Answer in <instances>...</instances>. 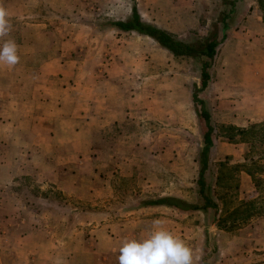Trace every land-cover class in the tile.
Segmentation results:
<instances>
[{"label": "rangeland", "instance_id": "374dc122", "mask_svg": "<svg viewBox=\"0 0 264 264\" xmlns=\"http://www.w3.org/2000/svg\"><path fill=\"white\" fill-rule=\"evenodd\" d=\"M143 1L152 19L137 0H4L23 54L8 75L0 71V264H118L122 241L146 237L157 219L192 248L193 264H264V215L231 232L216 225L229 228L227 214L243 203L264 208V183L221 166L264 168V3ZM134 6L143 21L187 41L207 37L235 9L229 56L217 51L205 89L204 58H174L151 39L107 28ZM249 13L255 21L241 26ZM161 19L171 28L154 22ZM74 60L101 72L86 78ZM64 63L71 79L55 67ZM58 81L79 98L88 82L91 106L80 117L59 118L49 104L59 101ZM253 126L244 135L230 129ZM73 130L90 132L87 143ZM203 162L215 207H143L163 197L202 206Z\"/></svg>", "mask_w": 264, "mask_h": 264}, {"label": "trees", "instance_id": "16d2710c", "mask_svg": "<svg viewBox=\"0 0 264 264\" xmlns=\"http://www.w3.org/2000/svg\"><path fill=\"white\" fill-rule=\"evenodd\" d=\"M235 12L232 10L227 14H223L222 18L219 21L220 26H216L210 35L205 38H196L192 41H187L185 39H178L170 32L161 29L160 27L147 23L143 21L137 11L136 6H134L131 10V15L125 20H118L114 22H110L107 26L109 29L117 30L125 33H136L139 36L147 37L151 39L158 47L169 52L174 58H204L205 61L202 66L201 71V90L205 89L207 86V82L209 80V74L207 69L210 64L213 62L217 55L218 47L224 42L226 37V30L229 27V22L232 19V16ZM193 101L198 102V97L196 94H193ZM202 118L205 123H207V113L205 111L201 112ZM258 127H264V122L259 124ZM255 128V126L250 127L249 129H238V128H230L240 135L248 134L250 130ZM210 132L211 128H207V132L204 134V142L207 146H205L202 150V154L205 155L207 153L208 146L210 145ZM233 137H231L232 139ZM254 163L253 166L257 167V172L252 170L240 169L241 164L237 166H229L227 164L222 163L221 166L225 165V169L229 170L230 177L234 172L244 171L248 176L252 178L253 184L255 187L259 188L264 180L260 178V175L264 172V168L261 165ZM206 167L205 162L202 163L201 170L198 172V177L196 184L198 186V194L203 199V205H193L189 204L183 200L171 197H163L158 198L153 201L143 203V207H156V206H164L172 209H176L182 212L187 211H206L210 207H215L212 200L207 197L204 193L206 188L205 178H204V168ZM264 215V208L258 206V208L253 207L252 203H243L241 207L234 209L231 213L227 214V218L229 221V228L220 225L222 220H218L216 225L220 230H227L229 232L235 231L240 228V226L245 225L249 220L254 217ZM224 222V221H223Z\"/></svg>", "mask_w": 264, "mask_h": 264}, {"label": "clouds", "instance_id": "9594fccd", "mask_svg": "<svg viewBox=\"0 0 264 264\" xmlns=\"http://www.w3.org/2000/svg\"><path fill=\"white\" fill-rule=\"evenodd\" d=\"M10 14L0 0V66L15 67L20 56L19 46L10 38ZM118 264H193V250L179 235L154 220L148 235L125 238L119 248Z\"/></svg>", "mask_w": 264, "mask_h": 264}, {"label": "crops", "instance_id": "0c3cea01", "mask_svg": "<svg viewBox=\"0 0 264 264\" xmlns=\"http://www.w3.org/2000/svg\"><path fill=\"white\" fill-rule=\"evenodd\" d=\"M157 1H160V3L164 2L165 4H168L170 2V3L174 4V9H176L178 6H180L181 2H182L181 0H157ZM137 2H138L137 8H138L140 14L143 17H147V18L152 19L151 16H148L149 15L148 12H147V14L142 13L143 8H144V5H143L144 1L143 0H137ZM247 3H249V0H243L242 6L250 5ZM263 3H264V0H253L254 8H256L255 5L258 4L260 6ZM244 17L245 18H243L241 21H239V22H241V26L248 27V25H249V28H250L251 21H255L254 14L249 13L248 15H246ZM168 19H171V18H168ZM262 19L263 18L260 17L259 25L257 24V26H259V28L264 29V21ZM161 20L162 21L155 20L154 22L161 24L165 29L171 28V25H172L171 22H168L166 19H161ZM179 23L182 26H188L192 22H190V20L183 19V20H180ZM233 32L234 31L230 32V35H229V29L226 30L225 40L217 49L219 56L222 54H227V56H229V41H232ZM145 38H147V37H145ZM147 39H149V38H147ZM259 39H260V37H259ZM33 50L35 51V49L32 48L31 50H28V52H31ZM18 54H19V56L20 55L22 56V54H23L20 49H19ZM20 61H21V59H20ZM71 62L73 63V68H76L77 70H79V72H78L79 74H81L82 76L84 75V73L87 74V75H85L86 78L87 77L89 78V76L91 74L96 75L99 72H101V69H95V68H93V69L87 68V70H86V66H85L86 61L81 62V61L74 60ZM58 66H59L58 72L62 74L63 80L67 79V77H69V79H71V74H70V72L72 70L71 65L64 63V64H58L55 67L57 68ZM94 67H96V65ZM11 70H12V68H9L7 66H2L0 71L2 72V74L8 75V73ZM4 71H5V73H3ZM73 73L76 74V72L74 70H73ZM17 81H18V83L21 82V80H17ZM87 83L88 82L86 81L85 83L83 82L81 84V91H80V98H79V93H74L72 91L75 88L70 87V89H69L68 87L64 86L66 83H61L60 81L57 82V84L59 85V89H58L59 101L58 102H57V100H56V102L50 101L51 103H49V104H55V110L58 111L57 117L63 118L66 120H69V119L75 118V117H80V115H82V113L85 112L91 106V99L88 97L89 92H90V87L88 86ZM1 84L5 85V82L2 81ZM71 133L73 135H75L74 139H77L78 136H83L85 138V143H87L86 138L88 139V135H90V132H86L84 130H73V131H70V134ZM85 147L88 148V146H86V144H85Z\"/></svg>", "mask_w": 264, "mask_h": 264}]
</instances>
